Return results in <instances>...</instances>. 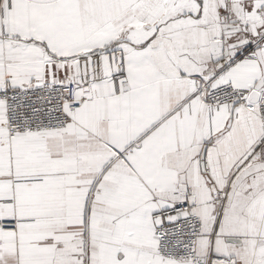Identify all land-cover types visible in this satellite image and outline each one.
Here are the masks:
<instances>
[{"label":"snow or ice","instance_id":"obj_1","mask_svg":"<svg viewBox=\"0 0 264 264\" xmlns=\"http://www.w3.org/2000/svg\"><path fill=\"white\" fill-rule=\"evenodd\" d=\"M0 264H264V0H0Z\"/></svg>","mask_w":264,"mask_h":264}]
</instances>
